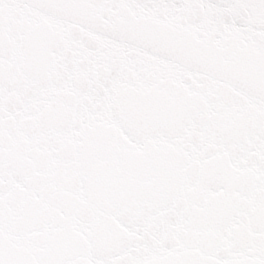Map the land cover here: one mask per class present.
<instances>
[{"label":"snow or ice","instance_id":"1","mask_svg":"<svg viewBox=\"0 0 264 264\" xmlns=\"http://www.w3.org/2000/svg\"><path fill=\"white\" fill-rule=\"evenodd\" d=\"M0 264H264V0H0Z\"/></svg>","mask_w":264,"mask_h":264}]
</instances>
